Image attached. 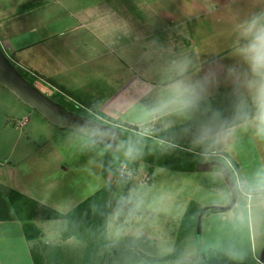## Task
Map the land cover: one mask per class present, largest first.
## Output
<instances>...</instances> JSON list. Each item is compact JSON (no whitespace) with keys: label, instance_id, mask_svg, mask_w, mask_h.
I'll use <instances>...</instances> for the list:
<instances>
[{"label":"rangeland","instance_id":"rangeland-1","mask_svg":"<svg viewBox=\"0 0 264 264\" xmlns=\"http://www.w3.org/2000/svg\"><path fill=\"white\" fill-rule=\"evenodd\" d=\"M119 1L112 0L107 4L114 6V4L129 2V0ZM84 3L89 4V7L93 4L97 5V1L94 0H84ZM137 4L138 8L148 15L143 19L152 21L151 32L155 40L148 42L151 44L153 41L151 45L154 48L152 46L153 51L144 50L146 53L128 49L130 52L125 53V56L133 53H131V58L135 63H132L155 83V92L161 86L160 84L158 87L156 83L162 81V70L181 56L190 57L195 69H198V71H193V79H198L203 75L205 69H223L228 66L243 68L238 58L233 55L236 39L233 31L234 25L254 12L264 9V0H138ZM166 25L169 26L168 30H165ZM173 44L175 48H178L179 55L171 54ZM144 46L148 47L147 44ZM175 51L177 53V50ZM33 78L34 85L48 96L66 97L67 100L79 104L85 110L91 109L88 104H83L85 101L79 96L74 98L65 90L51 88L52 80L43 82L37 77ZM153 99L154 97L144 98L140 105L145 107L148 103L151 104ZM205 107L209 110L197 113L194 118L190 119L191 121L186 120L185 130H180L178 126L171 128L169 125L166 127L163 124L157 125V123L155 125L140 123L134 125L137 129L132 132L138 136L144 135L151 138L154 145L168 151H172V148L173 150L180 148L198 154L197 151L205 150L207 152L202 153L203 156H198L200 153L196 156L215 157L220 163H223L221 159H227L231 180L233 179L234 184L243 190L242 179L246 181L256 172L257 161H251L250 158L253 157L251 154L247 156L249 158L247 160L253 163L245 166L246 162L243 160L246 156L244 148L249 147L250 139L257 140L253 133L245 135L246 137L239 139L236 143L235 148L240 149V151L236 150L237 157L231 153L222 152V154L210 151L209 149L218 150L219 147L220 149L224 147L220 146L224 144H221L219 139L213 138L201 143L195 141L187 131L190 127L199 126L207 120L213 111L220 115L218 125L227 124L231 116L225 118L226 111L231 108L234 111V97L231 84L224 80L223 71H220V83L210 89ZM95 109L93 107L92 111ZM21 118L27 119L25 125H19ZM97 118L108 122L100 115ZM142 119L144 120V117ZM14 121L16 132L13 134L8 129H4L0 132V134L4 133L3 139L11 138V134L12 138L20 134L21 138L29 140V143H25L27 150L49 139V143L58 152L67 156L63 164L69 167L68 171L73 170L74 172L72 175L63 169L57 172L58 192L62 197H68L66 189L73 184L72 179L79 181V187L82 182L85 183L84 190L88 193L87 195L92 194L98 187L100 188L102 183L99 175L102 159L107 157L117 161L118 165L112 167L111 172L105 178L107 183L113 186L108 202L105 236L117 251L127 253L125 257L130 258H125L126 263L197 264L202 259L199 252L200 247L207 262L260 264L259 259L264 244L259 245V241L264 224V212L258 206L253 205L255 200L252 198L237 194L230 208L220 212L205 210L200 219L199 245L196 242L193 221L184 220L183 214L186 209L192 208L193 211H199L207 206H227L229 204L231 193L219 170L174 171L140 161L136 165L134 174L121 178L116 171L118 172L121 165L127 162L123 156L82 134L73 133L69 129L51 124L0 85V123L6 122L8 126H11ZM119 122L120 127L124 128V122ZM239 134H241L240 130ZM229 146L231 142L228 141L226 149ZM213 153L214 155L221 154L224 158L213 156ZM31 225L38 229L40 235L34 243L52 245L50 249L57 255L62 248H66L65 245L56 246L59 240L67 236L72 237L73 243L69 247L77 250L83 248L90 241L91 236H95L92 231L85 236L82 234L66 236L68 228L65 220L58 222L47 219L37 221L35 224L32 222ZM31 229L35 231L34 228ZM3 238L4 246L22 248V243L17 241L12 230ZM251 238L255 239V243H251ZM59 254L62 255L61 252ZM72 259L75 264H80V256L76 258L74 256ZM125 259L115 260L118 264H125L123 262Z\"/></svg>","mask_w":264,"mask_h":264},{"label":"crops","instance_id":"crops-1","mask_svg":"<svg viewBox=\"0 0 264 264\" xmlns=\"http://www.w3.org/2000/svg\"><path fill=\"white\" fill-rule=\"evenodd\" d=\"M94 1H97V5L89 7V4L85 5L84 0H0V46L10 60L22 70L30 72L39 81L52 80L51 88L65 90L74 98L79 96L85 101L83 104H88L91 109L96 108L97 113L117 124L121 125L119 121L124 122L123 126L145 124L142 121L144 107L140 103L144 98L155 97L157 93L154 90L155 83L133 64L135 62L131 58L132 52L128 56H125V53L130 52L128 49L140 50L143 53H146L144 51L146 49L153 51L154 46L151 45L153 41L151 44L148 42L155 40L151 32L152 21L143 19L148 15L138 8V0H129L125 4L114 6L107 4L112 0ZM168 29L169 26L166 25L165 30ZM175 47V45L172 47V52L167 47L173 56L180 53ZM156 84L159 87L162 81H157ZM232 109L226 111L225 118L231 116L227 124L235 123ZM24 119L26 118H21L20 122ZM186 120L180 116H172L157 122V125L163 124L166 127L169 125L171 128L178 126L180 130H185ZM13 125L8 126L6 122H1L0 132L8 129L14 134L15 121ZM251 132L250 128L245 130L239 127L223 141L219 140L224 144L220 145L224 146L221 147L222 150L220 147L218 150H209L231 153L238 157L236 150L240 149L235 148L236 143ZM3 134H0V198L6 206L2 204L0 215V264H34L31 248L36 245L35 239L29 241L26 238L23 224L14 216L10 207L9 192L11 190L18 192L61 214L70 211L91 194L87 195L84 190L85 183L82 182L79 187L77 179H72L73 184L66 189L68 197L59 194L57 172L63 169L72 175L74 171H68L69 167L63 164L67 156L58 152L49 143V139L27 150L25 143H29L28 139L21 138L20 134L15 138H12L11 134V138L3 139ZM228 141L231 142V146L226 149ZM249 143V147H245L244 142L243 148L246 150V156L243 157L246 162L244 165L257 161L255 164L257 171L264 167V141L250 139ZM250 154L253 156L250 158L253 162L247 160ZM101 168L102 166L99 168L102 179L100 188L107 183L101 175ZM86 179L88 180V177ZM253 205L261 209L256 200ZM37 221L43 220L37 219L32 222L35 224ZM49 221L59 222L61 219ZM11 230L17 241L22 243L21 249L4 246L3 237L9 235ZM252 242L255 243V239L251 238ZM72 243V237L68 236L59 240L56 246L65 245L66 248L60 250L62 255L60 252L58 255L55 253L56 263L50 264H75L72 258L81 256L82 248L77 250L70 248ZM262 244L264 224L259 241V245ZM263 259L261 264H264Z\"/></svg>","mask_w":264,"mask_h":264},{"label":"clouds","instance_id":"clouds-1","mask_svg":"<svg viewBox=\"0 0 264 264\" xmlns=\"http://www.w3.org/2000/svg\"><path fill=\"white\" fill-rule=\"evenodd\" d=\"M236 39L233 55L243 68L228 66L223 69H205L203 75L193 79L194 62L181 56L162 70L163 83L151 104L142 115L146 125L172 116L192 119L205 107L210 89L220 83V71L225 82L231 84L234 97V124L218 125L220 115H212L199 126L187 131L195 141L207 142L213 138L223 141L239 127L251 129L255 138L264 141V9L254 12L234 25ZM243 190L264 210V167L244 181Z\"/></svg>","mask_w":264,"mask_h":264},{"label":"trees","instance_id":"trees-1","mask_svg":"<svg viewBox=\"0 0 264 264\" xmlns=\"http://www.w3.org/2000/svg\"><path fill=\"white\" fill-rule=\"evenodd\" d=\"M12 61V60H11ZM14 67L19 71V73L31 84L34 85V76L30 75L29 73L25 72L22 70L20 67H18L14 62L12 61ZM60 91H63L60 89ZM50 97V96H49ZM57 103L61 104L63 107H65L67 110L72 111L76 114L88 117L96 122L103 123L108 126H112L103 120L101 118H97L98 115H100L102 118L107 119L109 122H114L110 118H107L103 116L102 114H99L95 111H92V109H83L80 107L79 104H74L73 101L67 100L65 97H60L57 96L50 97ZM87 107V106H86ZM94 112V113H93ZM98 114V115H97ZM97 116V117H96ZM114 127V126H112ZM142 139L145 141L152 143L151 138L144 136V135H139ZM153 144V143H152ZM154 145V144H153ZM158 148L167 151L179 158L190 160V161H205V160H216L215 157L210 158H200L198 156H203L201 155L203 152L197 151L193 152L188 149H177L172 151H168L163 149L162 147L155 145ZM190 149V148H189ZM194 153V154H193ZM195 155V157H194ZM206 156V155H204ZM127 162H124L130 169L132 174L136 172V165L140 160L137 159H130V158H125ZM222 162L225 164L227 167V170L230 174V168H228V164L224 159H221ZM118 165L117 161H115L113 158L109 159L106 158L103 161L102 168H101V175L103 178H106V176L111 172L112 167H116ZM215 170H219L218 168H215ZM220 171V170H219ZM118 174V172L116 171ZM230 177L232 178L231 174ZM233 183L235 182L232 179ZM235 185V184H234ZM236 187V185H235ZM113 190V186L110 183H106L104 186H102L100 189L95 191L93 194H91L89 197L84 199L82 202L77 204L75 207H73L70 211L66 212L65 214H61L55 210H52L44 205H41L28 197L15 192V191H10L9 192V204L14 212V216L21 221L23 224V229L26 235V238L31 241V240H36L40 235L38 229H36L34 226L31 225L33 220L37 219H61L66 221V227L68 228V234H82V236L87 235V233L91 232L95 234V236H91L90 241L82 248L81 251V256H80V264H118L115 259L122 260V258H130L129 256L125 255L127 253H124L123 251H117L113 246H111V243L105 236V230H106V224H107V211H108V202H109V196ZM244 191V190H243ZM236 193H238L237 187H236ZM2 204H4V207L6 206L5 203L0 198V215L2 213ZM7 211V209H4ZM197 211H193L192 208L186 209L183 216L184 220H190L193 221V225L195 226L196 223V217L198 214ZM205 212V211H204ZM31 228H34L35 231H33ZM143 246V245H141ZM52 245L49 244H36L31 248V253H32V258L34 260V264H50V263H56V256L52 248ZM39 251H42L40 253ZM202 259L199 263L197 264H222L221 262H215V261H206L203 251L199 250ZM125 264L126 259L123 260ZM128 262V259H127Z\"/></svg>","mask_w":264,"mask_h":264},{"label":"water","instance_id":"water-1","mask_svg":"<svg viewBox=\"0 0 264 264\" xmlns=\"http://www.w3.org/2000/svg\"><path fill=\"white\" fill-rule=\"evenodd\" d=\"M0 85L5 87L23 104L34 109L51 124L82 134L125 158L137 159L151 166H159L174 171H200L218 168L230 190L231 199L227 206H207L199 210L195 223V236L198 245L202 213L208 209L224 211L234 204L237 196L236 187L225 164L216 160L197 162L179 158L133 133L132 130L135 131L137 129L134 125L125 124L123 129L116 128L67 110L27 81L14 67L1 46ZM199 250L201 251L200 247ZM263 253L264 248L260 255V264L263 259Z\"/></svg>","mask_w":264,"mask_h":264},{"label":"built area","instance_id":"built-area-1","mask_svg":"<svg viewBox=\"0 0 264 264\" xmlns=\"http://www.w3.org/2000/svg\"><path fill=\"white\" fill-rule=\"evenodd\" d=\"M28 73L31 75L30 72H28ZM104 122H106V123H108V124H110V125H112V126H114L116 128H121L120 125L117 124L116 122L115 123L114 122H109V121L108 122L107 121H104ZM25 123H26V119L22 120L20 122V125H24ZM214 154L215 153H213L212 155L213 156H217V157L219 156L220 158L221 157L224 158V156L221 155V154H218V155H214ZM225 161L228 163L227 159H225ZM130 175H132L131 169L125 163H123L121 165V167L119 168L118 176H120L122 178V177H127V176H130ZM236 187H237V185H236ZM237 190H238V192L240 194L244 195L245 197H248L247 194L243 190L239 189L238 187H237Z\"/></svg>","mask_w":264,"mask_h":264}]
</instances>
